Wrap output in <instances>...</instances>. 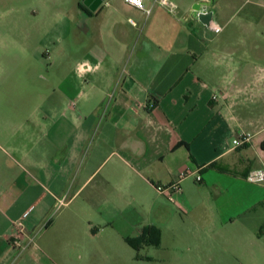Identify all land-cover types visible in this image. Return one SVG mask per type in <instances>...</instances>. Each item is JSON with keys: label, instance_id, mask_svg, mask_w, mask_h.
Listing matches in <instances>:
<instances>
[{"label": "crops", "instance_id": "0c3cea01", "mask_svg": "<svg viewBox=\"0 0 264 264\" xmlns=\"http://www.w3.org/2000/svg\"><path fill=\"white\" fill-rule=\"evenodd\" d=\"M143 1L151 14L80 3L78 41L95 44L61 111L53 92L42 111L18 88L48 37L0 14V264H103L150 227L161 247L179 212L189 240L264 238V182L247 181L264 170V0ZM241 132L253 138L236 148ZM174 184L173 198L157 190Z\"/></svg>", "mask_w": 264, "mask_h": 264}, {"label": "rangeland", "instance_id": "374dc122", "mask_svg": "<svg viewBox=\"0 0 264 264\" xmlns=\"http://www.w3.org/2000/svg\"><path fill=\"white\" fill-rule=\"evenodd\" d=\"M83 2L84 0H0V14L4 13L6 18L19 16L20 28L35 36V44L40 43L44 36L48 37L47 48L37 66L29 55L26 59L23 55L22 62L27 61L28 68L24 65L21 69L22 77L18 85L20 93L36 96L42 111L49 104H44L43 95L51 92L54 95V107L61 111L63 81L76 75L74 67L85 61L86 53L95 44L92 35L86 38L84 44L80 43L81 40L78 41L82 38L78 31L86 29L87 24L86 17L79 10V5ZM88 27L92 29L93 23H89ZM43 114H37L39 121L46 118ZM184 218L185 215L179 212L173 226L165 230V240L161 247L143 245L138 252L123 245L125 249L119 248L114 256L104 253L103 264H264V238L247 240V237L237 234L232 240H204L202 236L190 237L189 240L183 237L187 227ZM175 229L178 231L177 238ZM103 237L104 233L100 235L101 240Z\"/></svg>", "mask_w": 264, "mask_h": 264}, {"label": "built area", "instance_id": "2783aa9c", "mask_svg": "<svg viewBox=\"0 0 264 264\" xmlns=\"http://www.w3.org/2000/svg\"><path fill=\"white\" fill-rule=\"evenodd\" d=\"M154 3L159 4L167 8L170 12H175L177 10L176 4L171 2L170 0H153ZM126 3L138 10L145 12L146 14H151V10L147 9L143 0H126ZM212 29L216 33L221 32V27L213 24ZM253 135L250 133L241 132L239 133L233 140V146L236 148L243 147L251 142ZM193 174L191 171H185L181 174V178L190 177ZM196 181L199 183L202 181V177L200 175L197 176ZM247 181L254 184H259L264 182V170H255L248 174ZM157 190L165 194L169 198H173L174 194L179 192L180 187L178 184H174L170 187L158 186ZM15 229L18 234H22L24 232V227L21 222H17L15 225ZM16 239L13 241L14 245L20 244L19 238L16 236Z\"/></svg>", "mask_w": 264, "mask_h": 264}, {"label": "trees", "instance_id": "16d2710c", "mask_svg": "<svg viewBox=\"0 0 264 264\" xmlns=\"http://www.w3.org/2000/svg\"><path fill=\"white\" fill-rule=\"evenodd\" d=\"M159 235L160 234L157 229L150 227L144 231L143 236L139 238V240L127 239L126 241L133 249L139 251L141 245H152L155 247H159L160 246ZM146 237H150V238L155 237L156 240H145ZM137 259H140V257L137 256Z\"/></svg>", "mask_w": 264, "mask_h": 264}, {"label": "flooded vegetation", "instance_id": "af4514ba", "mask_svg": "<svg viewBox=\"0 0 264 264\" xmlns=\"http://www.w3.org/2000/svg\"><path fill=\"white\" fill-rule=\"evenodd\" d=\"M84 1H86V3L87 2H90V1H92V0H84ZM98 2V0H96V2H95V4Z\"/></svg>", "mask_w": 264, "mask_h": 264}, {"label": "water", "instance_id": "95a60500", "mask_svg": "<svg viewBox=\"0 0 264 264\" xmlns=\"http://www.w3.org/2000/svg\"><path fill=\"white\" fill-rule=\"evenodd\" d=\"M101 4V2L99 3V5Z\"/></svg>", "mask_w": 264, "mask_h": 264}]
</instances>
